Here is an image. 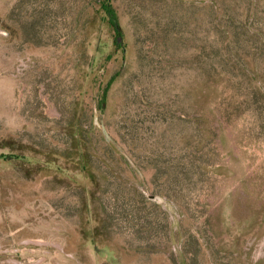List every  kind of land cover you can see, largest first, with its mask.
<instances>
[{"label": "rangeland", "instance_id": "rangeland-1", "mask_svg": "<svg viewBox=\"0 0 264 264\" xmlns=\"http://www.w3.org/2000/svg\"><path fill=\"white\" fill-rule=\"evenodd\" d=\"M0 264H264V0H0Z\"/></svg>", "mask_w": 264, "mask_h": 264}, {"label": "trees", "instance_id": "trees-1", "mask_svg": "<svg viewBox=\"0 0 264 264\" xmlns=\"http://www.w3.org/2000/svg\"><path fill=\"white\" fill-rule=\"evenodd\" d=\"M102 10L104 11L106 18H107V22L110 25V27L112 28L115 35L120 36L121 30H120V26L118 24L116 12L113 10V8L107 2L102 3Z\"/></svg>", "mask_w": 264, "mask_h": 264}]
</instances>
